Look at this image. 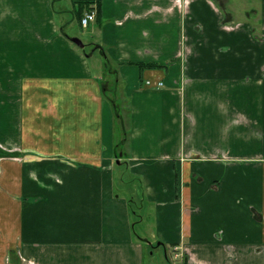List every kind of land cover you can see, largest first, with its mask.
Returning <instances> with one entry per match:
<instances>
[{
    "label": "crops",
    "instance_id": "0c3cea01",
    "mask_svg": "<svg viewBox=\"0 0 264 264\" xmlns=\"http://www.w3.org/2000/svg\"><path fill=\"white\" fill-rule=\"evenodd\" d=\"M53 1L0 0V149L19 153L0 156V264H144L114 163L177 264H264V0L251 21L229 0H94L95 73ZM104 57L130 81L126 155Z\"/></svg>",
    "mask_w": 264,
    "mask_h": 264
},
{
    "label": "rangeland",
    "instance_id": "374dc122",
    "mask_svg": "<svg viewBox=\"0 0 264 264\" xmlns=\"http://www.w3.org/2000/svg\"><path fill=\"white\" fill-rule=\"evenodd\" d=\"M53 4L55 12L53 11L52 7L50 10L52 13V18L54 19V23L57 27V33L62 35L63 38L67 39L68 41L71 38L80 39L84 45L83 47H79L76 44L73 45V42H70L74 48H77L80 51L81 54H92V57L89 59L90 69L92 73H95L97 68L96 59H102L100 52L90 44L97 25L92 20L89 22L87 27H82L75 19L71 5L69 4V0H54ZM228 4L232 7V10L230 11H232V15L235 20H246L248 17V19L251 21L256 17L260 18L263 11L261 8L262 0H229ZM246 11H248V15L245 14ZM257 32L260 33V29L259 31L257 30ZM105 78L108 79L105 80V103L108 114L110 112L112 118L114 109L113 104H115L118 112L121 114L126 124L124 126V130H122V128H119L118 124L115 123L116 119H114L113 139L111 146L107 148L110 150V154L112 156L114 153L119 155L122 152L123 155H126L130 150L131 129L129 130V127H127L130 126V114L128 115L127 123V103L124 100L123 94L128 99L127 95L129 91L127 86L130 81L126 80V78L122 76V80L120 81L119 79H116L118 81L114 85L116 77L114 72L109 67H105ZM114 170L117 179L132 178L130 179L131 182L125 185V187L130 188L134 193V197L129 199H132V212H136L137 214V216L135 215L133 217L135 222V231L136 234L143 238L144 241L151 242H148L147 244L144 243L146 246L144 250V264H177V258H181V256L179 255L177 257H173L168 246L164 247L163 245H159V242L153 238V231L155 228V201H151L145 194L144 186L142 185L141 181H139L140 176L135 172L132 173L130 170H126V165L124 164H122L121 167H118L117 164L114 163ZM174 183L175 182L173 180V184ZM139 217L143 219L141 220ZM169 258L171 260L170 262Z\"/></svg>",
    "mask_w": 264,
    "mask_h": 264
},
{
    "label": "trees",
    "instance_id": "16d2710c",
    "mask_svg": "<svg viewBox=\"0 0 264 264\" xmlns=\"http://www.w3.org/2000/svg\"><path fill=\"white\" fill-rule=\"evenodd\" d=\"M72 2V11L74 13L75 19L77 20L78 23H80V19L83 16L85 11L90 10L92 7H95L97 10V14L99 15V3L97 2L96 4H94V0H71ZM100 47V46H97ZM100 51L102 52V54L105 56L104 50L102 47H100ZM105 58V57H104ZM106 61V67H109V63H108V59L105 58ZM148 65L142 66L140 64V67H146ZM114 106V119H116V122L119 126V128L121 127L122 130H124V126H125V121L123 120L121 114L118 112V109L116 108V105L113 104ZM18 152H14V151H5L0 149V156H13V155H18Z\"/></svg>",
    "mask_w": 264,
    "mask_h": 264
},
{
    "label": "built area",
    "instance_id": "2783aa9c",
    "mask_svg": "<svg viewBox=\"0 0 264 264\" xmlns=\"http://www.w3.org/2000/svg\"><path fill=\"white\" fill-rule=\"evenodd\" d=\"M94 18H95V11L94 10H90V11L85 12L84 15L80 19L81 26L86 27L90 21L94 20ZM145 83L148 85H155L157 87H159L163 84L161 81H156V82L152 83L150 80H146Z\"/></svg>",
    "mask_w": 264,
    "mask_h": 264
},
{
    "label": "water",
    "instance_id": "95a60500",
    "mask_svg": "<svg viewBox=\"0 0 264 264\" xmlns=\"http://www.w3.org/2000/svg\"><path fill=\"white\" fill-rule=\"evenodd\" d=\"M74 44H76L77 46H79V47H83L84 45H83V43L80 41V39H78V38H71L70 39Z\"/></svg>",
    "mask_w": 264,
    "mask_h": 264
}]
</instances>
